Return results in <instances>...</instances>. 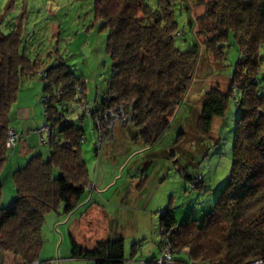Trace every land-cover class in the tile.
I'll return each mask as SVG.
<instances>
[{
  "label": "trees",
  "instance_id": "16d2710c",
  "mask_svg": "<svg viewBox=\"0 0 264 264\" xmlns=\"http://www.w3.org/2000/svg\"><path fill=\"white\" fill-rule=\"evenodd\" d=\"M91 2L95 18L109 31L106 49L112 70L102 99L94 103L88 99L84 77L69 69L62 57L48 65L41 55H30L23 15L9 19L8 10L0 6V258L9 253L15 264H42L47 214L62 203L71 214L87 201L91 180L82 151L86 132L78 121L92 119L102 147L116 139L117 127L153 146L170 129L171 116L186 104L201 60L211 55L222 67L234 43L239 54L234 72L225 89H206L196 126L200 138L217 142L220 133L210 138L217 120L222 129L235 122L229 178L201 222L190 217L178 223L172 207L163 210L160 248L162 256L170 248L169 264L185 262L175 256L182 252L192 264H264V0H211L197 17L192 14L193 0H156V7L148 0ZM177 9L190 13L192 48L183 50L176 43L182 36ZM37 76L44 82L49 127L39 132L50 152L44 157L32 151L20 160L12 171L17 196L6 208L1 202L2 172L25 135L13 130L12 109L23 81ZM87 103L91 115L80 110ZM185 127L180 124L181 134ZM11 130L18 136L13 147L8 144ZM199 177L194 183L196 176H187L190 188L203 187ZM72 243L76 259H91L93 264L127 260L120 233L91 249L82 248L73 237ZM159 259L155 256L146 264H160Z\"/></svg>",
  "mask_w": 264,
  "mask_h": 264
},
{
  "label": "rangeland",
  "instance_id": "374dc122",
  "mask_svg": "<svg viewBox=\"0 0 264 264\" xmlns=\"http://www.w3.org/2000/svg\"><path fill=\"white\" fill-rule=\"evenodd\" d=\"M210 1L193 0L192 14L201 16ZM148 2L156 7V0ZM0 6L8 10L9 19L23 15L30 55H41L48 65L56 63L57 56L62 57L69 69L84 77L89 101L94 103L95 98L102 99L112 72L106 49L109 31L95 18L91 0H0ZM189 15L188 9L176 10L182 33L176 43L183 50L194 47ZM238 56L233 43L222 67L211 55L201 60L186 104L171 116L170 129L153 146L121 133V128L118 131L117 127L116 139L102 147L92 119L85 117L78 121V126L85 127L86 132L82 151L90 171L88 199L71 214L65 213L63 203L58 211L47 214L40 254L42 264H93L91 259L71 256L72 237L84 249L95 247L93 239L104 232L109 222L104 213L110 222L113 221L112 236L119 231L124 237L127 259L124 264H146L155 256L162 257L160 220L165 208H173L178 223L190 217L201 222L213 210L230 175L235 122H229L222 129V121L217 120L210 136L214 139L220 133L215 142V139L208 141V137L200 138L196 131L197 117L206 89L214 85L227 87ZM43 93L44 82L38 76L25 79L12 109L11 122L13 130L19 133L31 129L30 144L35 146L34 152L47 157L49 146L42 142L39 132L46 122ZM19 106L25 109V114L31 110L34 115L23 118L18 113ZM232 110L235 119L233 104ZM181 123H186L184 134L180 133ZM27 138L29 134L25 135ZM200 147L202 150H197ZM169 149L172 150L170 156L166 153ZM18 159H22V163L25 156L17 152L12 164ZM12 173L9 177L4 174L1 202L6 208L17 196ZM199 175L203 177V187L190 188L187 176H196L194 183H199ZM91 207L103 213L95 212L89 220ZM175 256L185 262L172 264H192L186 252ZM15 261V256L9 253L0 258V264H15Z\"/></svg>",
  "mask_w": 264,
  "mask_h": 264
},
{
  "label": "crops",
  "instance_id": "0c3cea01",
  "mask_svg": "<svg viewBox=\"0 0 264 264\" xmlns=\"http://www.w3.org/2000/svg\"><path fill=\"white\" fill-rule=\"evenodd\" d=\"M24 108H22L21 106H19V112L18 113H20V115L21 116H23V118H31V115L33 114L34 115V111H31V110H28L27 111V114H25L24 113ZM15 117H17L16 115H15ZM34 124V123H33ZM12 128H14L13 127V124H12ZM31 130V129H30ZM30 130L29 131H27V133H24L25 135H28L29 134V139L27 138V139H25V135H24V137L21 139V141H18V143H17V145L15 146V148H14V150H13V156L8 160V162H7V164H6V166H5V168H4V170H3V176H4V174L5 173H7L6 175L9 177L10 176V174L12 173V171L14 170V168L18 165V163L20 162V160L22 161V159H18V161L15 163V164H12V159H14L15 158V155H16V153L18 152V153H20V154H22V155H24L25 157L27 156V155H29L32 151H34V147L35 146H33V145H31L30 144V139H31V135H30ZM33 139V138H32ZM21 164V163H20ZM147 182V181H146ZM94 207H91L90 208V211H89V220H90V216L91 215H93V213H103L101 210H99L98 208H95V209H93ZM103 216V215H102ZM104 217L106 218V220L107 221H109L108 222V224H107V226L105 227V230H104V232L103 233H101L100 235H98L95 239H93L94 241H95V243H93L92 244V246L93 245H97L99 242H101V241H105V240H107V239H109L111 236H112V234H113V231H114V229L112 228V224H113V221L112 222H110V220H109V217L107 216V215H105V213H104ZM59 218V217H58ZM115 233H119V231H115ZM121 234V233H120ZM99 240H101V241H99ZM91 248H94V247H91Z\"/></svg>",
  "mask_w": 264,
  "mask_h": 264
},
{
  "label": "built area",
  "instance_id": "2783aa9c",
  "mask_svg": "<svg viewBox=\"0 0 264 264\" xmlns=\"http://www.w3.org/2000/svg\"><path fill=\"white\" fill-rule=\"evenodd\" d=\"M84 105L85 106L81 105L80 110L83 111V112L85 111L89 115H91V106H90V104L87 103V104H84ZM116 114H117L116 112L111 113L112 116H114L115 118H118V116ZM40 131L41 132H43V131L48 132L49 131V127L46 124H44L41 127V130ZM16 138H18V136L15 134V132L13 130H11L10 131V141L8 143L9 146L13 147V145H14L13 142H14V140ZM170 262H171V250H170L169 247H167L164 250V256L160 257L159 263L160 264H169Z\"/></svg>",
  "mask_w": 264,
  "mask_h": 264
}]
</instances>
